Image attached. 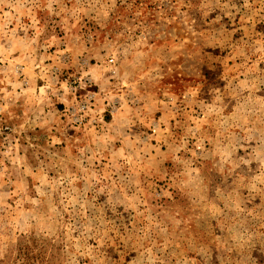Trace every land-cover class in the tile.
I'll list each match as a JSON object with an SVG mask.
<instances>
[{
  "label": "rangeland",
  "instance_id": "rangeland-1",
  "mask_svg": "<svg viewBox=\"0 0 264 264\" xmlns=\"http://www.w3.org/2000/svg\"><path fill=\"white\" fill-rule=\"evenodd\" d=\"M0 264H264V0H0Z\"/></svg>",
  "mask_w": 264,
  "mask_h": 264
},
{
  "label": "built area",
  "instance_id": "built-area-1",
  "mask_svg": "<svg viewBox=\"0 0 264 264\" xmlns=\"http://www.w3.org/2000/svg\"><path fill=\"white\" fill-rule=\"evenodd\" d=\"M113 60H114V58H113V57H110V58L108 59V62H109V63H112Z\"/></svg>",
  "mask_w": 264,
  "mask_h": 264
}]
</instances>
